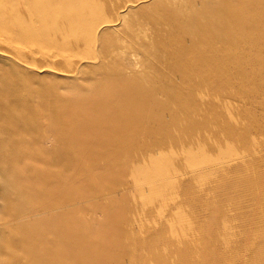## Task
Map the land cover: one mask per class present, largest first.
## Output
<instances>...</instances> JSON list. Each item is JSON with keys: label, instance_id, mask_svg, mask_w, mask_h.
Returning a JSON list of instances; mask_svg holds the SVG:
<instances>
[{"label": "rangeland", "instance_id": "1", "mask_svg": "<svg viewBox=\"0 0 264 264\" xmlns=\"http://www.w3.org/2000/svg\"><path fill=\"white\" fill-rule=\"evenodd\" d=\"M29 2H0V264H264V14L69 0L82 31L29 10L26 41Z\"/></svg>", "mask_w": 264, "mask_h": 264}, {"label": "bare ground", "instance_id": "2", "mask_svg": "<svg viewBox=\"0 0 264 264\" xmlns=\"http://www.w3.org/2000/svg\"><path fill=\"white\" fill-rule=\"evenodd\" d=\"M6 1H8V0H6ZM10 1H12V0H10ZM68 1L69 0H30V2L27 3V5L21 6L19 4L18 5V11H17L18 12L17 17H18V24H19V30H20L21 37L23 39H25L26 41H32L37 36L32 30V26L34 24L32 22V19L28 15L29 10L35 11L36 14L39 16V23L41 25V30L39 32L44 33V37H45L44 39H46V37H48L47 36L48 34H63L65 36L77 35V33L82 28V26L80 24V20H82V18L80 19V17H78V16L75 17L74 15H72L68 11V8H66L67 4L65 5V7H64V5H62V7L58 8L59 2H68ZM251 1H252V3L249 0H240L241 11L239 14L244 19H247L251 15H254L256 12H261L264 14V8H262V7L260 9L258 8V6H260L259 5L260 0H251ZM0 2L3 3V0H1ZM55 9L57 11H55ZM111 13H112L111 11H104V10H99V12H98L100 19L103 20L104 22H106V20H108V19H111L110 18ZM57 14H59L60 16H58ZM4 19L5 18H0V31H9L10 30L9 24ZM84 20H85V17H84ZM51 24H53V25H51ZM11 26H14V25H11ZM16 31L17 30L15 29V32ZM245 34H246V37L247 36L250 37V35H258L259 40L257 42V44H258L257 47L260 49H264V18L259 19L258 22L256 23V25L246 27L245 28ZM246 37H245V39H246ZM249 41L250 40L246 39V42H249ZM69 47H70V45H69ZM74 48H75V46H74ZM16 56H17V58H19V60L25 61L24 56H22V54H21V51L18 54H16ZM184 58H186V57H184ZM213 66H215V65H213ZM79 67H80V65H79ZM6 95L8 96V95H13V94L11 91H9V92H6ZM11 111H14V110L10 109L9 112H11ZM171 122H173L171 125L175 124L174 119H172ZM164 125H167V124L165 123ZM193 125H194V123H193ZM185 141H186V139H185Z\"/></svg>", "mask_w": 264, "mask_h": 264}]
</instances>
